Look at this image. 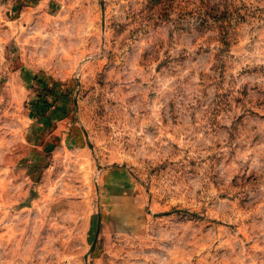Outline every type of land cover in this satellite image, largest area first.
<instances>
[{"label": "rangeland", "instance_id": "rangeland-1", "mask_svg": "<svg viewBox=\"0 0 264 264\" xmlns=\"http://www.w3.org/2000/svg\"><path fill=\"white\" fill-rule=\"evenodd\" d=\"M0 264H264V0H0Z\"/></svg>", "mask_w": 264, "mask_h": 264}]
</instances>
